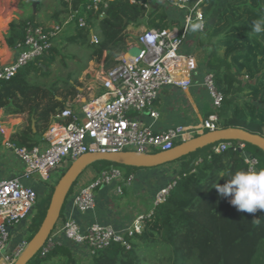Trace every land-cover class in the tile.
<instances>
[{"label": "trees", "instance_id": "trees-1", "mask_svg": "<svg viewBox=\"0 0 264 264\" xmlns=\"http://www.w3.org/2000/svg\"><path fill=\"white\" fill-rule=\"evenodd\" d=\"M141 1H111L102 17L98 12L89 13L86 27L78 26L76 17L74 43L88 51L91 59L98 63L104 61L106 67H111L115 58L137 41L135 31L142 25L159 29L174 25L163 5L150 6L148 0ZM87 2L72 0L70 7L65 0H59L63 10L80 14ZM201 8L205 25L198 43L204 47L206 69L214 72L216 85L224 94L217 111V127H243L264 136L261 132L264 130V34H256L251 29L254 20L264 18V0H204ZM28 22L41 24L32 10L31 15L24 13L10 22L6 33L10 47L15 48L24 39ZM93 35H97V43L91 42ZM43 58L51 59L50 55ZM41 59L33 65L39 68ZM29 77L23 68L12 79L0 80V107L12 104L10 112L28 116V123L13 136L20 146L38 144L53 117L76 97L77 88L82 86L73 79L63 86L58 81L48 87L41 86L32 83ZM58 93L62 100L57 99ZM33 119L36 131L30 124ZM232 142L236 145L238 140ZM245 155L256 157L259 168L264 169V151L249 143L241 151L231 146L219 153L213 152L210 145L174 161L179 166L164 186L175 180L177 183L166 200L155 207L159 238L150 237L144 231L131 240V248L113 244L97 251L87 261L78 256L84 254L81 246L66 238L68 243H56L44 256L38 252L27 264H148L141 253L143 245L157 247L152 254L157 264H264V211L239 212L213 187L214 182H225L226 178H219L221 174L248 170ZM72 163L67 161L62 175L49 182L48 187L42 181L48 190L38 198L36 211L30 214L31 235L40 227L55 187ZM91 164L101 165L103 169H125L128 176L144 167L107 160Z\"/></svg>", "mask_w": 264, "mask_h": 264}, {"label": "built area", "instance_id": "built-area-1", "mask_svg": "<svg viewBox=\"0 0 264 264\" xmlns=\"http://www.w3.org/2000/svg\"><path fill=\"white\" fill-rule=\"evenodd\" d=\"M71 7L72 0H65ZM114 0H88L85 11L80 14L71 12L69 19L60 24H32L25 27L24 39L15 46L18 56L11 63L0 67V80H10L26 65L51 54L64 25L77 17L78 26L88 25L89 13L98 12L100 17L104 9ZM187 11L182 27L147 28L143 30L128 49L138 46L139 55H132L128 50L115 58V64L106 67L100 65L92 73L91 84L86 86L92 91L96 86L103 92L92 95L81 102L78 97L74 104H68L55 117L43 143L31 146H20L12 140L7 123L0 121V132L4 135L3 147L6 152L15 156L23 164L22 176L0 179V264H15L26 249L29 239L25 236L18 240L11 238V231L24 222L38 204V191L32 184H27L22 177L31 179L35 175L41 181L53 180L64 164L71 159H78L89 152H121L136 151L139 153H156L172 149L179 143L215 130L219 116L217 111L224 101V94L218 89L215 74L206 69L203 84L207 88L212 104V112L206 120L197 126L177 125L157 131L144 122L136 114L148 113L157 118L158 112L153 109L160 90L164 86H175L187 90L192 86V73L198 62L194 55H185L181 47L193 23H202L204 14L201 8L204 0H164ZM131 2L142 3L141 0ZM147 6V4H145ZM92 41L97 43L98 37ZM231 146L243 150L246 143L238 141L236 145L230 140L212 144V151L219 153ZM248 170H260L259 160L245 155ZM123 171L118 167L105 169L88 185L81 186L73 195L72 201L76 209L87 212L95 208L98 189L120 180ZM133 180V175L128 181ZM172 181L162 187L156 194L153 207L147 213L135 216L125 229H117L112 225L94 222L82 228L73 217L66 218L61 224L65 238L77 245L85 246L91 254L113 244H121L131 248V240L145 231L146 221L155 217V207L164 202L175 187ZM114 195L122 194L120 185L115 187ZM51 237L40 249L46 255L57 243ZM59 244V243H58Z\"/></svg>", "mask_w": 264, "mask_h": 264}, {"label": "crops", "instance_id": "crops-1", "mask_svg": "<svg viewBox=\"0 0 264 264\" xmlns=\"http://www.w3.org/2000/svg\"><path fill=\"white\" fill-rule=\"evenodd\" d=\"M150 6L158 3V5H163L165 8L167 15L170 20L174 21V26L182 27L184 24L185 16L187 11L182 9L171 2L165 1L163 3L159 2V0L152 1L148 0ZM11 4V2H9ZM154 6H157L154 5ZM72 12V11H71ZM9 16L6 17V19ZM11 19V18H10ZM9 19V20H10ZM57 22L50 21L48 23ZM41 23V24H48ZM58 23V22H57ZM70 23V24H69ZM62 30L56 44L59 47L63 41L67 38L72 43L75 44L73 39L76 36V26L75 28L72 26V23L69 22ZM196 23V22H195ZM8 24V23H7ZM10 24V23H9ZM7 26V25H6ZM9 29V25L7 30ZM7 30H4L5 34ZM201 30L193 32L191 28L189 29L187 36L183 42L181 47V52L185 55H194L197 62L198 67L192 73V86L187 90H183L182 88H178L175 86H164L154 102L153 109L158 112V117L153 118L148 113L136 114L137 117L142 119L147 124L151 125L155 130L161 131L165 130L169 127H174L177 125H185V126H197L204 120L208 118V116L212 112V104L210 94L203 84V75L206 70L205 67V51L202 45H199L198 38ZM97 36V35H93ZM91 37V42L92 38ZM88 53V51H86ZM19 50L16 48L10 47L5 39L0 40V67L2 65L11 63L18 56ZM88 55V54H86ZM76 59V62L80 63L81 57ZM75 57V58H76ZM104 64V61L100 62V65ZM97 66L98 67H100ZM96 68V69H97ZM91 72V80L93 78V72ZM97 87V86H96ZM78 94L76 97L67 102L68 104H74L75 100L79 97L81 102L90 99L92 95H98L102 93L104 90L101 87L93 88L92 91H88L87 88L83 86H79ZM58 100H62L63 97L58 93ZM13 108L12 104H9L4 107H0V121L4 120L7 123V127L9 132L11 133V137L13 140L14 134L25 127L28 123L27 114L20 113H12L10 110ZM54 121V117L52 123ZM51 123V124H52ZM33 130L36 131V121L30 123ZM45 135V134H44ZM40 137V143H43V138ZM14 141V140H13ZM4 135L0 132V179L13 178L17 176H22L23 174V164L17 159L15 156L9 154L4 149ZM16 143V142H15ZM35 145V144H34ZM26 146V145H25ZM179 166V162H170L161 166L156 167H142L137 168L136 170L130 172L131 174L128 176V173L125 169L123 171V177L120 180L108 185H102L98 189V197L96 206L94 209L81 212L76 209L73 205V195L74 193L81 187L88 185L92 180L97 178L105 169L97 164L88 165L84 171L82 172V177L77 182L75 189L70 192L61 212V215L56 223V226L52 232L54 234L55 241L59 244L68 243V240L62 233L61 224L62 222L68 218L73 217L77 220L82 228H86L90 224L94 222H99L106 225H112L117 229H125L129 226L136 215L140 213H147L153 207V202L157 192L165 185V183L172 177L173 171ZM133 175V180L131 182L128 181V178ZM23 181L27 184H32L38 190L44 189L43 183L38 179V177L34 176L31 179H27L22 177ZM120 185L122 187V194L114 195L115 187ZM127 185H131V192L126 193L125 187ZM149 208V209H148ZM153 221V220H150ZM155 223L148 222L149 224ZM25 224V228L29 227V221L25 220L23 222ZM147 225V227H148ZM152 229L153 226H149L148 229ZM14 230V234H17V238L23 235L19 232V228L12 229ZM156 235H161L159 226L157 229H154ZM26 232V231H25ZM24 237V236H23ZM13 239V238H12ZM15 240V239H13ZM85 256H89V249L85 246H81L80 248Z\"/></svg>", "mask_w": 264, "mask_h": 264}, {"label": "rangeland", "instance_id": "rangeland-1", "mask_svg": "<svg viewBox=\"0 0 264 264\" xmlns=\"http://www.w3.org/2000/svg\"><path fill=\"white\" fill-rule=\"evenodd\" d=\"M9 2H11V4H9ZM35 2H38L35 15L41 23L57 21L60 24H64L69 19V16L72 14L71 12L67 10H63V8L61 7L59 3V0H0V40L5 39L6 34L4 30H7L8 25L11 21L15 19H19V16L24 13H27V15H31L33 3ZM7 16L11 17V19L8 21L7 26H4V21L6 20ZM71 23H72V26L75 28L76 23L73 21ZM66 25H64V27ZM145 29H147V26L142 25L140 28H138L135 31V33L139 35ZM68 39L66 38L59 47L57 46V49L55 51L49 54L51 59L42 58L40 60L41 61L39 65L40 67H43L45 66L44 64H46V66L43 67V69L40 67L37 68L36 66H34L33 65L34 62L24 67V69H26L29 72V75H30L29 79L32 83L48 87V86H51L52 83L58 81L59 85L63 86V85H66L67 82L72 81L73 79V80H78L79 82H81L83 87H86L89 84H91L90 74L94 69L97 68V66L100 65V63L96 62L95 59H91L90 53L89 52L87 53L84 48H81L76 44H71L72 42ZM76 56L81 57L80 63L76 62V59H78V57ZM70 74H72L71 77H70ZM261 132L264 133V130H261ZM68 161L72 162L71 159H68ZM62 173H63V168L61 169V171H58L54 175L53 180L45 181L48 183L46 186L48 187L49 182H52L56 178L60 177ZM35 176L38 177L37 175ZM82 176H83L82 174L79 176L77 182L80 180ZM77 182L72 187L71 192L75 189ZM46 186H45L46 189L44 188L42 190H38L39 198L40 196H43L46 190H48ZM125 191L126 193H130L131 185H127L125 187ZM34 211H36V208L34 209ZM43 219H44V216L42 217V221ZM26 220L29 221V225H30V222H31L30 215L28 216ZM151 220L153 221H150V220L146 221L145 229L148 225V222L155 221V223L149 224L148 227L149 226H153V227L152 229H148L147 227L148 230L145 232L150 237L159 238L161 235L159 236L156 235L153 230V228L154 229L158 228L156 216L153 217ZM25 227H26L25 224H23L22 222L15 228L16 229L19 228L20 230L19 232L22 235L24 233L25 235L23 236H25L30 241L33 235H31L30 228L28 227L26 230ZM13 231L14 230L11 231V238L15 240L20 239L21 236L17 238V234H14ZM155 249H157L156 246H145V245H143L141 248V253L145 257L148 264H157V260L152 255ZM91 255L93 254L90 253L89 256H85L84 254L80 253L78 256H80L81 258L83 257V259L87 261L91 259L92 257Z\"/></svg>", "mask_w": 264, "mask_h": 264}, {"label": "water", "instance_id": "water-1", "mask_svg": "<svg viewBox=\"0 0 264 264\" xmlns=\"http://www.w3.org/2000/svg\"><path fill=\"white\" fill-rule=\"evenodd\" d=\"M38 2L33 4L36 12ZM141 48L134 46L128 49V53L139 55ZM223 140L243 141L260 147L264 151V136L257 132H252L243 127L216 128L207 131L194 138L177 144L172 149L156 153H139L136 151L121 152H89L74 160L66 173L63 175L58 185L55 187L47 213L33 237L30 239L26 249L18 258L15 264H27L42 248L53 232L56 223L61 215L63 206L70 194L74 184L84 169L91 163L99 160H107L115 163L133 164L144 167H156L170 162H174L197 149L210 146ZM241 151V149L239 148Z\"/></svg>", "mask_w": 264, "mask_h": 264}, {"label": "clouds", "instance_id": "clouds-1", "mask_svg": "<svg viewBox=\"0 0 264 264\" xmlns=\"http://www.w3.org/2000/svg\"><path fill=\"white\" fill-rule=\"evenodd\" d=\"M202 27V23L190 25L193 32L201 30ZM251 29L256 34H264V18L254 20ZM220 177L226 178L225 182H214L213 187L220 197L228 198L237 211L248 214L264 211V169L228 171Z\"/></svg>", "mask_w": 264, "mask_h": 264}, {"label": "bare ground", "instance_id": "bare-ground-1", "mask_svg": "<svg viewBox=\"0 0 264 264\" xmlns=\"http://www.w3.org/2000/svg\"><path fill=\"white\" fill-rule=\"evenodd\" d=\"M10 18H11V17H8V18L4 21V26L7 25V23H8V21H9Z\"/></svg>", "mask_w": 264, "mask_h": 264}, {"label": "flooded vegetation", "instance_id": "flooded-vegetation-1", "mask_svg": "<svg viewBox=\"0 0 264 264\" xmlns=\"http://www.w3.org/2000/svg\"><path fill=\"white\" fill-rule=\"evenodd\" d=\"M34 4V3H33ZM32 13H34L35 14V12H34V10H33V8H32ZM23 14H21V16H22Z\"/></svg>", "mask_w": 264, "mask_h": 264}]
</instances>
